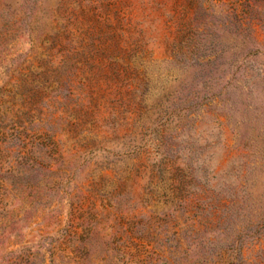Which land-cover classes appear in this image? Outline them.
I'll return each mask as SVG.
<instances>
[{"label":"rangeland","instance_id":"374dc122","mask_svg":"<svg viewBox=\"0 0 264 264\" xmlns=\"http://www.w3.org/2000/svg\"><path fill=\"white\" fill-rule=\"evenodd\" d=\"M0 264H264V0H0Z\"/></svg>","mask_w":264,"mask_h":264}]
</instances>
